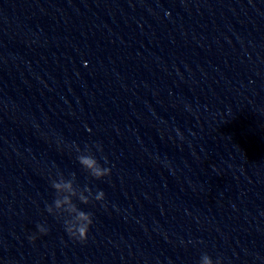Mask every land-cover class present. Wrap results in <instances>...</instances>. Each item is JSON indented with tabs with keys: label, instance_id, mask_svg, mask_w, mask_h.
<instances>
[{
	"label": "clouds",
	"instance_id": "clouds-1",
	"mask_svg": "<svg viewBox=\"0 0 264 264\" xmlns=\"http://www.w3.org/2000/svg\"><path fill=\"white\" fill-rule=\"evenodd\" d=\"M73 147L78 153L76 157L78 163L92 178L101 180L111 175V168L105 166L108 164L106 157H103V164H101L92 153L91 147L86 145L83 151L79 146L73 145ZM94 147L98 152H103L100 144L97 143ZM49 183L54 190V198L51 203H46L45 211L62 222L64 231L70 239L82 244L86 243L94 223L93 213L83 210L79 204L103 202L105 193L102 190L93 193L88 185L81 188L76 183L75 173H70L69 178H65L63 173L57 172L55 177H49ZM36 228L41 235H47L49 232V228L44 224H37ZM29 239L34 241L36 237L33 235ZM199 264H222V260L217 258L214 261L210 255L204 253L201 255Z\"/></svg>",
	"mask_w": 264,
	"mask_h": 264
}]
</instances>
